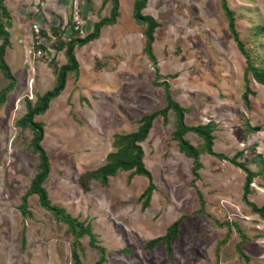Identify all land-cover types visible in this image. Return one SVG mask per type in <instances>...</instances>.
Wrapping results in <instances>:
<instances>
[{
	"label": "rangeland",
	"instance_id": "obj_1",
	"mask_svg": "<svg viewBox=\"0 0 264 264\" xmlns=\"http://www.w3.org/2000/svg\"><path fill=\"white\" fill-rule=\"evenodd\" d=\"M104 2L4 1L11 22L5 60L17 87L0 109V264H75L68 226L41 208L37 196L28 198L32 216L21 210L38 173L39 157L31 147L33 131L17 122L28 104L35 106L38 97L54 88L59 68L67 63L64 51L56 50V39L69 40L74 10L79 9L85 22L83 38L110 16L112 2ZM135 2L119 0L117 24L75 50L78 77L69 75L67 88L34 119L45 125L42 146L50 156L51 172L44 185L49 196L92 225L98 246L106 250L103 264H264V217L243 199L245 172L204 153L200 178L194 180L193 161L173 139L172 113L166 121L157 118L141 144L156 186L147 209L140 201L149 185L146 177L130 179V172H119L106 187L93 181L85 192L80 186L82 174L104 166L116 151V134L137 131L144 115L167 106L166 89L158 85L164 83L188 110L186 125L216 126L215 153L233 158L244 151L239 161L254 172L261 169L254 158L264 159V86L251 77L246 82V59L229 31L221 1L148 0L142 14L160 24L152 46L155 61L144 51L146 26L134 19ZM228 5L237 14L240 39L264 59V34L253 36L256 28L264 27V0H228ZM58 23L63 29L55 38L53 27ZM36 24L48 34L41 37L50 48L48 59L37 55ZM7 85L0 72V91ZM248 126L259 129L250 133ZM186 139L194 146L203 144L193 133ZM251 188L249 202L262 208L264 175L255 178ZM181 218L185 219L170 249L164 244L147 248ZM81 244L82 264L101 259L88 236Z\"/></svg>",
	"mask_w": 264,
	"mask_h": 264
},
{
	"label": "trees",
	"instance_id": "obj_2",
	"mask_svg": "<svg viewBox=\"0 0 264 264\" xmlns=\"http://www.w3.org/2000/svg\"><path fill=\"white\" fill-rule=\"evenodd\" d=\"M5 0H0V72L3 77L8 81V85L0 91V109L7 103L8 96L14 91L16 86V79L12 73V70L5 60L6 48L11 46L10 33L6 28L10 25V16L7 7L4 5ZM110 0H105V4ZM221 7L228 21L229 31L232 33V37L237 44V47L241 54L246 59L245 68V79L249 82V77L254 79L257 83L264 86V59L260 54L253 55L250 50L246 48L245 43L240 39V33L237 30V14L235 11L230 9L228 0H220ZM113 8L109 17L102 18L99 22L93 26V31L81 38L79 31H73L72 36L68 41H63L61 38L57 42V51H64L67 63L62 65L57 74L55 86L52 90L46 92L44 95L38 97L35 106L28 104L27 113L17 123L23 129H31L34 133L31 147L33 152L38 154L39 164L37 165L38 173L33 178L30 189L23 197V204L21 210L23 214L32 216V213L28 210V198L31 196L38 197V203L46 210L57 222L63 223L68 226V232L73 236L72 242V258L75 264H82L78 251L82 249L81 239L88 236L90 238V244L92 247L98 248L101 251V259L95 264H103L106 261V250L98 246L97 237L93 232V227L90 223L81 221L79 218L73 217L64 207L58 206L53 203L49 193L45 187L51 172V159L47 151L42 146L44 140V123L36 122L34 119L37 116L43 115L49 109L50 103L57 99L62 92L65 90L67 84V78L69 75H75L78 77L80 71V65L76 58L75 50L82 48L96 40L101 36L103 28L114 26L117 24L120 17L119 12V0H111ZM148 0H136L134 5V19L138 24L146 26L143 32L146 38V45L144 48L145 53L148 57L155 61L153 55V43L154 34L156 29L160 27V24L151 16L143 15L142 12L147 8ZM72 29H73V24ZM53 32L56 37L59 36L61 30L60 26L53 27ZM253 36L258 37L264 34V27H258L253 31ZM41 36H46V32L41 31ZM37 41L38 50L46 51V47ZM163 86L165 90L167 106L161 110H157L151 114L144 115L139 120V127L137 131L129 134H116L114 136L113 147L116 149L115 152L110 153L107 156L106 164L99 169L91 172H86L80 176L79 182L83 191L89 192L91 189V183L93 181L99 182L103 187L108 186L109 180L115 177L119 172H130V179L136 176H143L149 180V185L140 197V201H143V209H147L151 204L153 193L156 189L153 183V177L150 171L146 168L144 163L145 153L142 147V143L145 142L149 136L150 131L153 128L154 122L157 118L161 117L164 121L168 120L169 114L172 113L175 119L173 139L178 142L180 151L189 159L193 161L192 174L194 180L200 178L199 171L203 169L204 165L200 160L202 154H209L220 160H225L233 164L235 167L240 168L246 174V181L244 185V201L247 205L252 208V211L264 217V206L258 208V205L252 204L248 200V195L251 193V186L254 183L255 178L264 175V159L262 155L254 158L253 163L258 164L261 169L259 172L251 170L247 163L240 162L239 158L244 155V151L238 152L233 158L225 154H217L213 148L215 144V131L216 126L213 123L200 124L197 126H188L185 124V114L188 110L182 107L176 102L171 94L169 84H158ZM248 93L245 95L247 99ZM249 127V126H248ZM259 128H248L250 133L257 131ZM193 133L203 140L201 146H194L189 140L186 139V135ZM202 212V210H201ZM185 218H181L173 223L167 229L165 235L151 240L147 244L148 249H153L158 244H164L168 249L171 248L172 240L178 236L179 228ZM243 236V241H246L244 232L238 229ZM240 246L238 250L240 251ZM246 257V256H244ZM247 259V258H246Z\"/></svg>",
	"mask_w": 264,
	"mask_h": 264
},
{
	"label": "built area",
	"instance_id": "obj_3",
	"mask_svg": "<svg viewBox=\"0 0 264 264\" xmlns=\"http://www.w3.org/2000/svg\"><path fill=\"white\" fill-rule=\"evenodd\" d=\"M72 17H73V22H72L73 31H79V32L83 31L82 30V28H83V20L81 18V14H80L78 8L74 10ZM34 29H35L34 32H35V35H36L35 39L40 41V32H41L40 30L41 29L39 28V26L37 24L34 26ZM37 55H38V57H41V58H44V59H48L47 54L44 51H42V50H38Z\"/></svg>",
	"mask_w": 264,
	"mask_h": 264
},
{
	"label": "crops",
	"instance_id": "obj_4",
	"mask_svg": "<svg viewBox=\"0 0 264 264\" xmlns=\"http://www.w3.org/2000/svg\"><path fill=\"white\" fill-rule=\"evenodd\" d=\"M63 1H65L66 2V0H63ZM89 2V1H88ZM92 12V9H90L89 8V13H91ZM63 14H64V12H63ZM84 21H83V25H84ZM55 26H60V23H58V25H55ZM60 28H62L61 26H60ZM63 29V28H62ZM44 30V29H43ZM42 30V31H43ZM45 32V31H44ZM70 36H69V39H70V37L72 36V33H73V29H72V25H71V29H70ZM47 35L48 34H46V36H41V34H40V41L43 39V38H41V37H47ZM55 38H58V37H55ZM57 42H58V39H56V47H57ZM41 43H42V45H44L45 47H46V51H44L46 54L48 53L47 51L49 50L50 51V48H49V46H48V42L46 41L45 42V40H43V41H41Z\"/></svg>",
	"mask_w": 264,
	"mask_h": 264
}]
</instances>
